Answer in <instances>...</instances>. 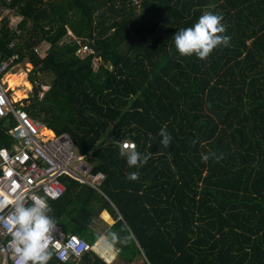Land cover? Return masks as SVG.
I'll return each instance as SVG.
<instances>
[{"label": "trees", "instance_id": "16d2710c", "mask_svg": "<svg viewBox=\"0 0 264 264\" xmlns=\"http://www.w3.org/2000/svg\"><path fill=\"white\" fill-rule=\"evenodd\" d=\"M139 1L0 0L2 58L32 67L21 109L68 135L104 175L98 190L61 177L49 215L91 249L48 264H111L95 244L112 233V264H264V0ZM206 11L223 16L228 45L206 60L181 56L172 37ZM5 12L20 18L11 49ZM63 29L71 35L55 39ZM83 46L91 52L80 57ZM14 124L0 119V149L14 145ZM125 140L150 155L146 164L128 166Z\"/></svg>", "mask_w": 264, "mask_h": 264}, {"label": "built area", "instance_id": "2783aa9c", "mask_svg": "<svg viewBox=\"0 0 264 264\" xmlns=\"http://www.w3.org/2000/svg\"><path fill=\"white\" fill-rule=\"evenodd\" d=\"M133 3L140 7L139 0H133ZM3 16L4 14H0V28ZM7 28L14 35V39L8 45L11 49L16 45L21 31L17 23L12 21L8 22ZM81 50L90 52L86 46ZM16 59V55L2 58L0 53V119L10 116L15 121L14 126L9 130L14 145L11 149H0V191L4 193V197L0 199L7 198L10 201L23 193L28 205L32 203L30 199L32 195L44 198L47 203L58 200L65 192L60 180L64 175L98 190L104 175L91 173L92 166L85 161L83 155L79 154L68 135L62 133L54 138H39L38 133L44 125L31 119L10 99L3 77L13 67ZM13 207V204L8 203L0 212V218L8 217ZM52 235L50 249L60 262L78 260L91 249L88 242L75 234L62 232L57 226ZM11 239L10 225L0 223L1 264H6V261L14 264L15 258L9 247Z\"/></svg>", "mask_w": 264, "mask_h": 264}, {"label": "clouds", "instance_id": "9594fccd", "mask_svg": "<svg viewBox=\"0 0 264 264\" xmlns=\"http://www.w3.org/2000/svg\"><path fill=\"white\" fill-rule=\"evenodd\" d=\"M222 20L223 16L218 13L203 12L192 26L176 31L172 37L176 51L181 56L194 54L198 59L206 60L217 47H226L230 37L223 35L226 32V27ZM158 135L161 137L162 147L168 148L172 138L167 132L166 126L160 129ZM118 146L120 156L126 157L130 168L141 167L150 159L149 154L141 155L137 151L135 143L127 140L118 141ZM212 155L211 153L202 155V161L207 162ZM138 178V172L130 173L127 177L131 181ZM0 197H4L2 191H0ZM30 199L32 201L30 205L26 204L23 193L10 201L7 198L0 199V212L8 203L14 206L8 217L0 218V223L10 225L12 239L9 247L15 258L14 264H48L53 255L50 249L53 240L52 233L57 225L49 215L52 209L44 198L32 195ZM102 239L106 246L111 247L118 241V236L112 233Z\"/></svg>", "mask_w": 264, "mask_h": 264}, {"label": "rangeland", "instance_id": "374dc122", "mask_svg": "<svg viewBox=\"0 0 264 264\" xmlns=\"http://www.w3.org/2000/svg\"><path fill=\"white\" fill-rule=\"evenodd\" d=\"M8 17H11L14 16V15H11L10 13H8ZM63 35H71L70 31L68 29H63L59 32H57V36L55 39L63 36ZM43 48H47V44H43L42 47L38 50L39 54L40 55H43V51H41V49ZM90 52H85V51H80L78 53V55L80 57H84L86 54H88ZM98 66V61L97 60H94L93 61V69L95 70ZM31 65L30 64H25V63H22V64H18V65H15L14 67H12L7 73L6 75L3 77V79L5 80L6 76L9 75V74H17V73H22L24 75V79L23 81L20 83V86L19 88L18 87H14V88H9L8 87V84L6 83V85L4 84L5 88H6V91H7V94L9 95L10 99L16 103V105L18 107H26L28 105V102L24 101V99H27L28 96L30 95L32 89H33V84H31L29 81H28V72L31 70ZM23 82H27L28 83V86L25 87L24 86V83ZM48 89L47 86H42L41 87V93H40V97L43 95L42 92L46 91ZM15 90H20L21 92H23V95L21 97H15L14 95V91ZM42 135V138H51L53 137V135L51 137H48L47 135L45 134H41ZM73 152L75 153V150H73ZM110 254L112 255V251H110ZM102 255H105V254H102ZM106 256V255H105ZM108 258H111L109 255H108ZM111 261V259H109ZM7 262V261H6ZM2 263V256L0 255V264ZM114 263V262H113ZM7 264V263H6ZM139 264V262H138Z\"/></svg>", "mask_w": 264, "mask_h": 264}, {"label": "crops", "instance_id": "0c3cea01", "mask_svg": "<svg viewBox=\"0 0 264 264\" xmlns=\"http://www.w3.org/2000/svg\"><path fill=\"white\" fill-rule=\"evenodd\" d=\"M5 15H7L6 12H5ZM7 16H9V15H7ZM8 18H9V21L15 22L17 24H18V21L20 20V18H15L13 16H12V18L11 17H8ZM3 82L6 84V82H5L4 79H3ZM45 129H47V128H45ZM107 217L109 218L110 221H107L106 220ZM101 219L105 223H107L109 225H112L113 224V221H112L110 215L106 211L101 215ZM103 237L104 236H102L99 239V241H97V243L95 244V248H96V250H98V253L104 258V260H106V262L112 264L115 261V259H116V252L117 251L115 250V248H113V246H111V247L106 246L104 239H102ZM108 248H111L112 255L110 254V251H108ZM102 254H105L106 256L105 255H102ZM108 255L111 258H108ZM109 259H111V261ZM138 262H139V264L142 263V261H140V260L137 259L132 264H138Z\"/></svg>", "mask_w": 264, "mask_h": 264}, {"label": "bare ground", "instance_id": "6f19581e", "mask_svg": "<svg viewBox=\"0 0 264 264\" xmlns=\"http://www.w3.org/2000/svg\"><path fill=\"white\" fill-rule=\"evenodd\" d=\"M24 79V75L22 73H17V74H9L6 76L5 78V82L8 84V87L9 88H14V87H18L20 86V83L23 81ZM24 83V86L27 87L28 86V83L27 82H23ZM14 95L15 97H21L23 95V92H21L20 90H15L14 91ZM46 127H43L40 129L39 133H38V137L39 138H42V135L41 134H45L47 135L48 137H51L53 135V137L51 138H54V137H57L58 135L51 129H45ZM49 130H51L53 133H51ZM45 139V138H44ZM48 139V138H46Z\"/></svg>", "mask_w": 264, "mask_h": 264}, {"label": "water", "instance_id": "95a60500", "mask_svg": "<svg viewBox=\"0 0 264 264\" xmlns=\"http://www.w3.org/2000/svg\"><path fill=\"white\" fill-rule=\"evenodd\" d=\"M44 103H45V102H44ZM50 106H51L52 108H54V109L59 113L61 119H63L60 109L57 108V107H56L55 105H53V104H50ZM99 163H100L99 161H98V162H95V163H92L91 166H92V167H96Z\"/></svg>", "mask_w": 264, "mask_h": 264}]
</instances>
